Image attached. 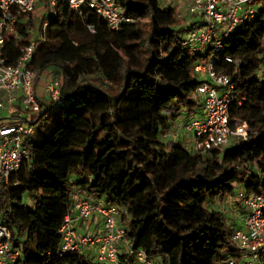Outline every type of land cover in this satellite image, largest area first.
Returning a JSON list of instances; mask_svg holds the SVG:
<instances>
[{"label":"trees","instance_id":"trees-1","mask_svg":"<svg viewBox=\"0 0 264 264\" xmlns=\"http://www.w3.org/2000/svg\"><path fill=\"white\" fill-rule=\"evenodd\" d=\"M117 1L134 22L111 31L87 7L79 14L67 0L52 7L43 0L44 12H30L5 45L12 64L34 44L35 93L43 76V86L58 77L62 101L35 122L24 144L30 160L11 177L18 187L0 186V216L20 249L15 264H99L86 252H61L57 233L74 192L121 209L130 247L158 257L155 264L238 258L234 228L211 205L236 188L264 192V0L215 64L235 87L232 129L245 124L246 139L206 153L163 140L177 115L201 107L193 99L202 82L192 74L197 58L180 45L186 29L176 28V9L160 0Z\"/></svg>","mask_w":264,"mask_h":264},{"label":"built area","instance_id":"built-area-1","mask_svg":"<svg viewBox=\"0 0 264 264\" xmlns=\"http://www.w3.org/2000/svg\"><path fill=\"white\" fill-rule=\"evenodd\" d=\"M42 1L0 0V186L6 189L18 187L11 177L30 160L24 144L33 136L35 122L15 124L12 117L8 118L1 112L13 107L14 111L21 109L40 115L47 105L62 104L58 77L45 82L43 96L35 93L34 74L28 67L36 51L34 44L21 47L18 58L12 64H7L4 56L5 45L10 37H19L18 24L24 22L26 16ZM56 1L49 0V6H54ZM260 1L187 0L185 6L188 13L199 15L202 21L191 23L185 36L181 37L180 45L189 57L197 58L192 66V74L197 78L201 75L207 77L193 95L195 100L200 97L201 118L191 119L184 126L194 136L191 152L220 150L229 144L232 137L246 139L245 124L232 129L235 123L230 115V106L236 97L235 87L229 76L216 70L215 64L224 52L225 40L244 21L254 17L255 6ZM67 2L69 8L79 14L84 7L95 12L111 31L119 30L122 23L134 22L117 0ZM176 13L177 19L182 21L184 16L180 12ZM89 30L93 31V28L89 27ZM223 60L231 62L227 56ZM18 102L19 107L15 109L14 105ZM232 196L242 212L243 229H234L232 236L241 255L228 258L221 264H264V192L254 193L239 188L228 197ZM71 199V208L57 233L61 239L62 253L85 252L92 248L95 254L93 260L99 264H155L153 258L143 250L130 247L125 238V229L119 224L121 209L79 192H74ZM91 218L100 219V233L92 234L84 228H72L73 220L88 222ZM120 246L124 247L123 252ZM19 257L20 249L13 245L11 231L0 216V264H15Z\"/></svg>","mask_w":264,"mask_h":264},{"label":"rangeland","instance_id":"rangeland-1","mask_svg":"<svg viewBox=\"0 0 264 264\" xmlns=\"http://www.w3.org/2000/svg\"><path fill=\"white\" fill-rule=\"evenodd\" d=\"M180 3L181 2L179 1L172 2L171 0H160V5L162 7H167L171 5L175 7L177 12H180L184 16V19L180 22L179 25H177L176 27L177 29H188L191 23H199L202 21L199 15H193V16L190 15L187 11V6H185L184 4H180ZM38 10H39V14H42L44 12L40 10L39 7L37 8V11ZM181 36L184 37L185 33H183ZM262 66H264V64H262ZM45 79L46 78L43 76V78L38 82V85H37V88H38L37 90H39L38 95L40 97L44 95L43 83ZM48 80H50V78ZM198 80L206 81L207 77L205 75H201L198 77ZM196 100L200 101V97H197ZM19 103L20 102L14 105L15 109L19 107ZM1 114L7 116L8 118L12 117L14 120L13 122L15 124H23V125H25L28 122H36L38 121V117H39L38 114L26 113L25 111L21 109L14 111L13 107L9 108L8 110L2 111ZM177 118L178 119H176L174 123L175 124L174 128L176 129L175 133L177 137L182 140L181 144L188 151H192V146H193L192 143H193L194 136H193V133L187 132L184 127L186 124H189L190 120L182 116H179ZM173 140L175 141V138ZM237 189L239 188H236V190ZM237 206L238 204L234 203L233 196L232 197L226 196L224 199L216 200L214 204L211 205V208L219 211L225 217V220L228 226L234 229H243L242 212ZM90 255L93 259V257L95 256L94 250L90 251ZM153 260L155 263H157L159 258L153 257Z\"/></svg>","mask_w":264,"mask_h":264},{"label":"crops","instance_id":"crops-1","mask_svg":"<svg viewBox=\"0 0 264 264\" xmlns=\"http://www.w3.org/2000/svg\"><path fill=\"white\" fill-rule=\"evenodd\" d=\"M182 4L186 5L187 0H182ZM200 102V101H199ZM182 116L188 120L191 119H199L201 118V107H195L192 111H182L179 115L176 116L174 121L172 122L169 131L164 135L163 140L169 143H179L181 144L182 140L179 139L175 133L174 123L175 120L178 119L177 117ZM175 138V141L173 140ZM179 141V142H178ZM182 145V144H181ZM81 195H86L84 193H80ZM104 200V199H103ZM239 208V206H237ZM73 218H75V215H72ZM242 226V225H241ZM72 228H84L87 231H90L92 234H98L101 232V221L100 219L91 218L88 222H81L78 220H73L72 222ZM93 250L92 248L86 249L85 252L90 254V251ZM124 247L120 246V251L123 252ZM91 256V255H90Z\"/></svg>","mask_w":264,"mask_h":264}]
</instances>
